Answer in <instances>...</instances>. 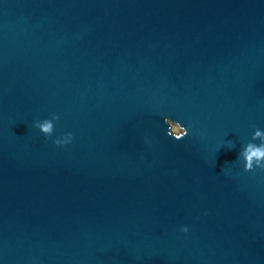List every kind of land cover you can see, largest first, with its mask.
Masks as SVG:
<instances>
[{
    "label": "water",
    "instance_id": "95a60500",
    "mask_svg": "<svg viewBox=\"0 0 264 264\" xmlns=\"http://www.w3.org/2000/svg\"><path fill=\"white\" fill-rule=\"evenodd\" d=\"M253 125L264 0H0V264H264Z\"/></svg>",
    "mask_w": 264,
    "mask_h": 264
},
{
    "label": "clouds",
    "instance_id": "9594fccd",
    "mask_svg": "<svg viewBox=\"0 0 264 264\" xmlns=\"http://www.w3.org/2000/svg\"><path fill=\"white\" fill-rule=\"evenodd\" d=\"M59 117L52 114L51 119H44L43 121L35 122L33 127L39 130L45 138L50 137L54 131V121H57ZM163 123L166 125V135L174 138L175 140H181L189 135V129L183 126L180 122L174 121L165 117ZM254 131L252 136L245 145L238 152V161H242L243 170L245 172L253 171L254 169L264 170V131L256 128L255 125L252 126ZM73 139L71 133H67L62 137L56 138L53 143L62 147L71 142ZM254 141H259V144L254 143ZM181 232H187V226H181Z\"/></svg>",
    "mask_w": 264,
    "mask_h": 264
}]
</instances>
